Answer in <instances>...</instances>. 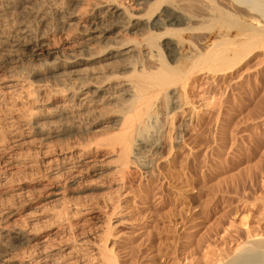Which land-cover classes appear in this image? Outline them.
I'll use <instances>...</instances> for the list:
<instances>
[{
	"label": "rangeland",
	"instance_id": "374dc122",
	"mask_svg": "<svg viewBox=\"0 0 264 264\" xmlns=\"http://www.w3.org/2000/svg\"><path fill=\"white\" fill-rule=\"evenodd\" d=\"M13 1L0 0V149L21 154L4 169L5 195L29 203L26 212L34 211L29 220L44 228L54 223L65 202H53L51 191L63 180H50L54 170L47 162L77 153L82 146L77 135L47 137L21 121L36 101L52 107L64 99L55 90L57 78L33 73L28 47L34 45L35 33L41 37L48 30L42 39L48 48L67 44L77 48L78 18L90 7L75 3L68 14L57 13L51 24L48 20L38 25L36 14L61 7L63 0H31L32 13L23 10L22 2L17 5L19 0ZM256 51L225 76L211 72L196 76L189 87L190 104L184 106L186 116L174 121L175 128L187 123L183 140L173 138L176 130L167 124L159 137V153L144 154L147 173L143 166H132L117 194L107 188L111 176L107 180L90 172L84 176L77 186L81 190L67 198L72 209L86 208L92 217L85 226L91 227L89 231L79 232L88 239L83 260H92L82 264L99 261L93 245L104 240L118 264H222L252 241L264 239V50ZM11 80L20 83L15 91L4 84ZM96 130L94 146L112 134ZM67 146L68 152L61 151ZM95 152L90 159L102 160L100 150ZM251 171H257L256 182L243 183ZM46 183L49 187L44 188ZM105 214L112 218L109 224L103 221ZM81 218L74 215L72 220Z\"/></svg>",
	"mask_w": 264,
	"mask_h": 264
},
{
	"label": "bare ground",
	"instance_id": "6f19581e",
	"mask_svg": "<svg viewBox=\"0 0 264 264\" xmlns=\"http://www.w3.org/2000/svg\"><path fill=\"white\" fill-rule=\"evenodd\" d=\"M30 1L19 0L17 5L22 2L23 10L32 13ZM75 3L90 7L87 15L78 18L77 48L70 44L48 48L42 40L48 30L41 37L35 33L34 45L28 47L33 73L57 78L60 84L55 90L64 99L52 107L36 101L34 110L21 121L39 135H77L82 147L77 153H64L47 162L54 170L50 180H63L51 191L53 202H65L54 223L44 228L29 220L34 213L26 212L29 203L5 195L8 178L4 169L10 168L11 160L19 159L21 151L0 149V264H82V248L88 239L79 234L89 228L85 226L92 217L86 208L72 209L67 198L81 190L77 186L84 176L89 172L106 180L111 176L113 182L105 185L117 194L132 166L149 171L144 154L159 153V137L167 124L176 130L173 138L183 140L187 123L175 128L174 121L186 113L189 87L196 76L210 72L225 76L256 49L264 50V0H63L61 7L37 13L38 25L48 20L51 24L57 13L68 14ZM4 84L10 91L20 85L14 80ZM31 93L37 94V90ZM96 128V132L112 133L97 144L99 148L93 145ZM171 144L173 147L172 139ZM67 149L69 146L61 151ZM97 149L102 160L90 159ZM257 177V171H251L242 180L254 184ZM47 187L49 183L44 185ZM79 214L82 218L74 222L72 217ZM109 216H102L105 224L112 219ZM93 247L99 261L92 264H118L107 240ZM222 264H264V239L252 241Z\"/></svg>",
	"mask_w": 264,
	"mask_h": 264
}]
</instances>
